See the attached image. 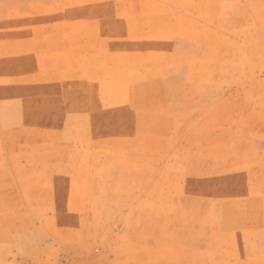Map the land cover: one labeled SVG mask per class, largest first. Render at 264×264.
Returning a JSON list of instances; mask_svg holds the SVG:
<instances>
[{
	"label": "rangeland",
	"instance_id": "374dc122",
	"mask_svg": "<svg viewBox=\"0 0 264 264\" xmlns=\"http://www.w3.org/2000/svg\"><path fill=\"white\" fill-rule=\"evenodd\" d=\"M0 264H264V0H0Z\"/></svg>",
	"mask_w": 264,
	"mask_h": 264
}]
</instances>
